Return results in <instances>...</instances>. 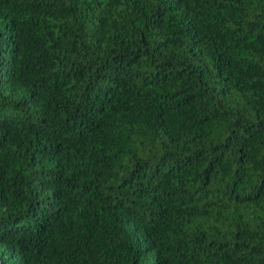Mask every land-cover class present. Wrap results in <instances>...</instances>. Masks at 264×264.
I'll return each instance as SVG.
<instances>
[{"label":"trees","instance_id":"trees-1","mask_svg":"<svg viewBox=\"0 0 264 264\" xmlns=\"http://www.w3.org/2000/svg\"><path fill=\"white\" fill-rule=\"evenodd\" d=\"M0 264H264V0H0Z\"/></svg>","mask_w":264,"mask_h":264}]
</instances>
